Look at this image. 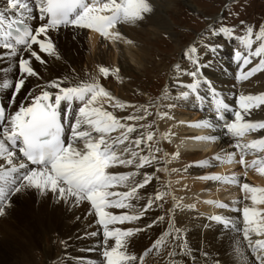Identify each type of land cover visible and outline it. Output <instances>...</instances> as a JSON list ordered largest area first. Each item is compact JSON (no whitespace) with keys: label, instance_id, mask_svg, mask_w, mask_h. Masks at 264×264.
I'll list each match as a JSON object with an SVG mask.
<instances>
[{"label":"snow or ice","instance_id":"snow-or-ice-1","mask_svg":"<svg viewBox=\"0 0 264 264\" xmlns=\"http://www.w3.org/2000/svg\"><path fill=\"white\" fill-rule=\"evenodd\" d=\"M34 11L42 23L33 30L30 21ZM155 11L153 0H34V7L29 0H6L4 12L14 15L6 19L4 12H0V64L7 62L0 72L8 73L14 65L16 76L14 80L4 78L0 84V88L10 90L7 105L0 103V215L6 214L11 207L13 194H25L30 189L41 196L51 193L54 200L65 205L76 207L88 203L99 229L90 236L102 234L97 244L102 257L100 264H185L183 257H189L191 264H196L186 239L188 228L183 222L186 213L195 212L197 217L208 221L203 225L205 229L215 223L227 230L221 233V239L224 235L232 237L233 264H264V208L257 207L264 205V188L240 182L238 187L243 199L239 202L250 200L251 206L236 209L231 208V204L237 200L229 203L209 198L200 202L217 211L205 214L200 211L198 202H186L184 196H178L172 189L170 180L161 183L157 175L161 170L169 176L181 171L186 174L189 167L204 169L211 166L212 161L236 163L245 171L255 168L264 175V155L251 161L245 158L248 149L264 153V136L242 140L245 134L264 131V119L255 117L256 110L264 111V91L258 94L241 91L225 98L203 75V69L212 66L211 61L204 62V56L214 57L218 51L219 45L211 43V38L218 34L235 38L247 50L259 42V46L247 54L235 52L233 60L239 62L240 69L235 73L237 85L264 72V23L254 31L252 26L240 21L244 25L240 35L236 34L235 26L210 27L207 39L202 38L199 45H190L183 51L187 64H175L174 74L169 78L170 86L164 87L156 99L144 104H125L117 100L95 78L80 80L66 75L36 84L28 90L24 102L12 110L28 79L41 78L33 61L43 66L47 63L44 56L62 59L51 33L61 28L88 29L104 40L131 44L133 42L122 35L119 26L143 25L152 20ZM200 49L204 50L203 56ZM252 57H258V63L245 71L246 66L252 65ZM98 71L105 77L110 73L120 75L119 68L101 66ZM185 77L190 78V82L185 83L182 79ZM202 88L211 97L210 115L188 123L187 127L207 131L189 139L218 142L220 137L210 133L219 131L231 141L228 147L233 151L222 147L210 159L170 168L168 165L181 153H170L163 142H170L174 133L157 132L155 121L150 118L174 120L171 111L178 107V102L188 101L193 95L202 104L205 99L200 94ZM229 100H234V106ZM102 103L112 108L132 109V112L117 117L100 106ZM225 113H230L232 119H227ZM78 143L83 147H78ZM117 167L131 170L116 171ZM196 179L223 185L225 190L237 184L235 173H204ZM153 181L156 187L153 193H147ZM117 188L124 190L116 191ZM166 203L170 206L165 209ZM112 209L122 211L115 214ZM156 210L163 214L155 215L142 227H122L126 222L138 224ZM226 211H238L243 226H238L236 218L225 215ZM158 225L164 227L142 254L128 250L129 238ZM253 235L257 238L253 239ZM199 254L204 258L201 264H224L214 258L215 254L203 249Z\"/></svg>","mask_w":264,"mask_h":264},{"label":"bare ground","instance_id":"bare-ground-1","mask_svg":"<svg viewBox=\"0 0 264 264\" xmlns=\"http://www.w3.org/2000/svg\"><path fill=\"white\" fill-rule=\"evenodd\" d=\"M172 1L173 0H153L156 11L150 22L139 26H119L122 35L133 42L131 44L118 40L108 46L103 42V38H100L98 34L88 29L61 28L58 32L51 33L62 59L54 60V58L44 56L47 63L43 66L33 61V66L40 73L41 78L39 80L36 78L28 79L25 89L17 96L16 106H14L12 110H16L19 103L24 102V97L28 94V90L33 89L36 84H43L48 80L59 79L66 75L69 77H78L80 80L95 78L103 86L102 78L104 76L99 73L98 69L101 66L111 69L114 63H116V67L120 69L119 77L114 74L119 80L120 86H117L118 96H113L117 100L128 104L127 102H129V100L124 94L128 93L129 90L123 85L127 84L130 86L128 79L133 78L132 74L134 69L128 66V57L126 58L125 56L127 54H125L126 48L120 45L119 42L134 48V52L132 54L130 53V56L134 57L136 61L142 63L146 60V58L150 56V51L138 43L137 38L143 37L149 32L154 33L163 31L171 34L169 22L171 19L168 13L171 6H173ZM29 2L34 7V0H29ZM188 2H183V4H185L189 10H193L194 8ZM5 8L6 0H0V12H4ZM4 15L7 19L9 16L14 15V13L4 12ZM41 23L42 21L39 20L38 13L34 11L32 20L30 21L31 27L34 30V28ZM228 39L229 38L224 37L222 34H218L216 37L211 38V43L219 45V48L214 57L211 55L204 56V62L208 63L211 61L212 66L203 69V75L215 85L216 89L220 91L225 98L235 96L241 91H244L245 94H258L264 91V72L257 73L251 77L249 81H244L237 85L235 73L240 70L238 68L239 62L233 60L236 51L228 46ZM108 42L111 43L112 41ZM255 44L256 42L250 50L244 48L243 54H247L248 51H254ZM200 54L202 56L204 55L203 49H200ZM180 59L184 63L180 61L182 66L187 64V60L183 56ZM258 60V57H252V65L246 66L244 70L246 71L248 67L258 63ZM82 65L85 66V69L82 68ZM5 66H7V62L0 64V68ZM146 71V67H143L142 73ZM173 74H171L170 77H172ZM15 76V66L13 65L8 73L0 72V84H2L4 78L14 80ZM182 79L185 83L190 80V78L186 77ZM168 86H170V79L168 81ZM105 89L110 92L108 87H105ZM173 92H175V89H173ZM200 94L205 98L202 104L197 102L193 95L188 101L178 102V107L171 111V115L175 117L174 120H167L162 117L157 120V127L155 128L157 132L174 133L170 142H163V147L170 153L173 151H179L181 153L176 161L168 165L170 168H181L184 165L194 164L201 159H210L213 155L219 153L222 147L227 148L229 151H233V149L228 147L231 141L227 137H224L219 131L210 133L220 137L218 142L205 143L189 139L194 135L206 134L207 131L187 127L188 123L195 122L202 117L208 118L210 115L209 105L211 97L203 88ZM9 95L10 90L0 88V97L5 106L7 105ZM147 95L150 97L149 93H147ZM123 96L126 97V101L122 98ZM28 102L30 103V101ZM228 102L234 106V100H229ZM78 106L79 105H76V107ZM100 106L108 111L111 107L107 103H102ZM116 110L121 114V117L129 115L132 112V109L116 108ZM225 117L227 119H232L230 113H225ZM255 117L257 119H264V111L256 110ZM212 118L214 119V116ZM181 120H184L185 124H179ZM127 123L134 122L128 121ZM139 123H145V121H140ZM112 135H117V133H112ZM135 135L134 133L133 138H135ZM260 136H264V131L245 134L242 140L246 141V138L253 139L259 138ZM64 140L65 143H67V133L64 136ZM260 155H264V153H260L256 149H248L245 158L251 161ZM236 165L239 164H221L212 161V165L204 169L189 167L186 174L181 171L173 173L171 176L168 174L166 175L171 177L170 179H177L182 183L179 186L172 187L178 196H184L186 202H198L200 211L207 214L209 211H217L214 207L204 205L200 202L209 198L220 199L229 203L233 200H237V203L231 204V208L236 209L244 205L251 206L250 200L243 201V203L239 202L243 199L238 187L240 182H247L256 188H264V175L257 172L255 168H249L247 173H244L251 182L245 179L237 180V184L228 186L227 190H225L223 185H217L215 182H204L196 179L197 176L204 173L222 175L232 173L241 174V170H235ZM160 167L163 168V165ZM127 170L131 169L123 167H117L116 169V171ZM149 171H151V169ZM155 187L156 182L153 181L152 186L148 187L146 192L153 193ZM115 190L121 191L124 189L117 188ZM141 192L144 194L145 190H141ZM10 201L11 207L7 208L6 214L0 215V264H34L36 260L34 258V256L36 257L35 254H39L44 258H42L43 260L42 262L40 261V264H50L56 261L57 264H94L95 261L91 260V258H97L99 261L102 259L100 258L101 256L97 248L98 241L102 240V234L96 237L90 236L91 232L99 231V229L95 224L94 213L90 211V206L87 202L73 207L71 204L65 205L63 202L54 200L51 193L41 196V194L34 189L28 190L25 194H13L10 197ZM141 203H143V201ZM257 207L264 208V205H257ZM112 211L115 214H119L122 210L112 209ZM157 214H163V212L160 210L150 212L138 224L137 222H126L122 227H142L145 222L150 221ZM224 214L236 218L239 222L238 226H243L242 216H240L238 211H226ZM183 222L188 228L186 239L190 248L193 250V255L196 257V264H201V261L204 259L199 254L201 249L205 252H210L215 250L217 246L222 247L226 251L228 259L230 260L229 264H233L232 237L224 235L221 239V233L227 230L222 229L220 225L215 223L211 227L205 229L203 225L208 223V221L203 217H197L195 212L186 213ZM163 227V225H158L154 227L153 230L136 234L129 238L128 250L137 255L142 254L150 244L154 242L155 238L158 237ZM49 237L53 239V245L56 244L57 247L54 248L48 245L49 242L47 238ZM255 238L257 237L253 235V239ZM183 259L185 264H191L189 257H183Z\"/></svg>","mask_w":264,"mask_h":264},{"label":"rangeland","instance_id":"rangeland-1","mask_svg":"<svg viewBox=\"0 0 264 264\" xmlns=\"http://www.w3.org/2000/svg\"><path fill=\"white\" fill-rule=\"evenodd\" d=\"M186 1H189L188 3L192 5L194 8L193 10H189V8L183 4V2ZM172 2L173 6H171L168 13L169 18L171 19L169 20L171 34L163 31L154 33L149 32L143 37L137 38V42L150 51V56H148L146 60L139 63L134 57L130 56V53L132 54L134 52V48L130 45L119 42L120 45L126 48L125 54H127L125 56L126 58L128 57V66L134 69L132 74L133 78L128 79L130 86L127 84L123 85L129 90L128 93L124 94L129 100V102H127L128 104L140 105L156 99L162 89L168 86V81L171 74H173L175 64L180 61L183 63L180 58L182 57L185 48L192 44L199 45L202 38L207 39L208 29L210 27H218L221 24L225 26H235L236 34L240 35L242 34L241 30L244 27V25L240 24V21H244L247 25L252 26L254 31L259 29L261 23H264V0H173ZM230 12L235 13V15H230ZM103 42L108 46L113 43H109L107 40H104ZM228 46L235 51H241L242 54L244 52V46L235 38L228 39ZM258 46L259 43L256 42L255 47ZM143 67H146L147 71L145 73H142ZM82 68L85 69V66L82 65ZM113 68H117L116 63L113 64ZM102 84L104 87L110 89L112 95L118 96L117 86H120V82L114 74L110 73L107 77L104 76L102 78ZM147 93L150 94V97H148ZM124 96L122 98L126 101V97ZM109 111H112L117 117H121V114L117 112L116 108L110 107ZM152 111L155 110L152 109ZM158 119L159 118L155 116L150 118V120L155 121L154 128L157 127L156 123ZM249 139L252 138H246V141ZM77 146L81 148L83 147L82 143H78ZM235 170L242 171L241 174H236L237 180L245 179L246 181L251 182L244 174L247 173V171H245L240 165H236ZM166 174L167 173L163 170L157 173L160 177L161 183L170 180L172 187L182 184L177 179H170L171 177ZM168 206H170V204L166 203L165 209ZM47 239L49 242L48 245L53 246L54 248L57 247L56 244L53 245L52 238L49 237ZM208 253L215 254V259H220L226 264H229L230 262L226 251L220 246H217L215 250ZM35 255L36 257L34 256V258L36 260L34 261V264H40L44 258L39 254ZM91 260L95 261L94 264H100V261L97 258H91ZM50 264H57V261Z\"/></svg>","mask_w":264,"mask_h":264}]
</instances>
